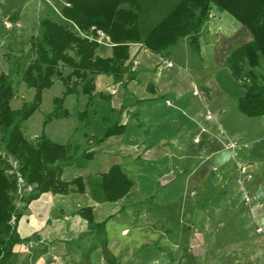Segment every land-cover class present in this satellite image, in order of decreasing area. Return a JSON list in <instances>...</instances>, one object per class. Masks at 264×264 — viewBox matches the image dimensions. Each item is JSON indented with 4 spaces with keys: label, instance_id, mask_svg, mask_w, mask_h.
Listing matches in <instances>:
<instances>
[{
    "label": "crops",
    "instance_id": "obj_1",
    "mask_svg": "<svg viewBox=\"0 0 264 264\" xmlns=\"http://www.w3.org/2000/svg\"><path fill=\"white\" fill-rule=\"evenodd\" d=\"M252 39L231 15L213 10L199 53L189 42L164 54L131 44L125 66L130 64L132 80L127 73L119 83L111 75L96 76L94 98L90 104L86 98L81 112L88 108L95 140L117 130L93 145L96 155L85 168L66 167L62 178L96 181L119 166L132 187L116 202L97 201L91 183L75 186L69 195L45 193L33 201L23 211L18 233L29 240L25 244L43 245L34 264L49 259L59 264L72 241L83 238L89 225L78 212L85 207L93 208L96 223L107 222L108 248L119 261L127 235L141 231L136 221L124 219V210L137 206L156 219L150 239L153 246L164 243L157 245L160 250H188L192 231L227 232L222 248L231 256L227 263L220 256L217 264H264V117L247 118L238 110L245 90L225 63L232 48ZM97 55L112 58L113 47L100 46ZM52 112L38 110L23 123L27 140L43 134ZM70 125L78 126L77 116L53 120L46 135L66 145L74 130ZM210 235L207 241L216 248L218 240ZM89 259L107 264L101 247ZM183 263L205 264L191 255Z\"/></svg>",
    "mask_w": 264,
    "mask_h": 264
},
{
    "label": "trees",
    "instance_id": "obj_2",
    "mask_svg": "<svg viewBox=\"0 0 264 264\" xmlns=\"http://www.w3.org/2000/svg\"><path fill=\"white\" fill-rule=\"evenodd\" d=\"M66 3L61 11L63 24L44 19L40 33L31 37L25 55L28 64L23 58L9 55L12 70L0 74V145L4 151L0 154V264H16L15 247L29 241L20 237L19 221L23 211L43 194L69 195L75 186L86 188L91 183L90 191L97 201L116 202L132 187L119 166L112 167L96 181L78 177L66 182L62 178L66 167L85 168L96 155L91 151L93 145L113 135L117 127L110 129L102 141L91 135L92 146L81 153L71 142L66 145L53 142L45 130L36 140H27L22 125L39 110L44 91L53 87L55 79L62 81L66 91L62 98L53 100L54 110L46 117L44 129L54 119L70 117L64 108L69 95L81 93L88 104L92 102L96 76L111 75L119 83L127 73V80H132L131 66H125L131 44L164 54L187 39L191 50L199 53L203 30L216 9L231 15L252 34V41L232 48L225 63L245 90L238 101V110L247 118L264 117V79L260 84L256 74L261 62L264 63V0H66ZM73 24L82 32L94 27L109 35L114 43L113 57L97 55L98 43L78 36ZM62 67L71 72L65 74ZM17 74L35 95L30 103L13 110L11 103L16 96L13 77ZM77 117L85 130L83 137L89 138L92 124L88 108L77 112ZM19 177L25 182L22 188ZM27 186L34 189L24 192ZM18 201L24 204L23 210L19 209ZM78 214L89 225V231L82 237L92 236L95 241L87 258L101 247L107 264H121L108 248L107 222L96 223L91 207L81 208Z\"/></svg>",
    "mask_w": 264,
    "mask_h": 264
},
{
    "label": "rangeland",
    "instance_id": "obj_3",
    "mask_svg": "<svg viewBox=\"0 0 264 264\" xmlns=\"http://www.w3.org/2000/svg\"><path fill=\"white\" fill-rule=\"evenodd\" d=\"M66 5V0H0V73H9L12 70V65L7 59V56L9 55L23 58V62L28 64V59H26L25 55L30 49L31 37L37 36L40 33L41 21L44 19H51L59 24H63L64 20L61 16V9ZM15 22L16 24L20 25V27H17ZM7 23H13L14 27L12 29H8L6 25ZM93 28H91V30L88 32H82L76 25L73 26V30L81 38H90L91 35L95 34L96 30H93ZM102 32L105 33L104 31ZM107 36L110 38L109 35ZM187 42V39L182 40L180 48H187ZM98 45L99 47L109 45L110 47L114 48V43H112L111 39L108 44L98 43ZM99 51H101V48ZM62 68L65 74H69L71 72V70L67 67ZM256 74L259 83L263 84V62H261L260 68L256 70ZM13 78L16 82V96L13 99L11 106L13 110H19L24 103H30L33 100L35 91L29 89L25 83L21 82L20 76H18V74L14 75ZM53 86L54 87L49 90H45L43 93L44 99L42 100V104L39 108L40 113L43 115L52 109L54 110V104L52 103V100L55 98H62L66 91L62 81L59 79H55ZM69 97L70 99H68ZM86 98L87 97L81 93L66 97L64 108L69 113L71 112L70 117L72 115L77 116V112H81V110L84 109ZM69 100L71 103L66 104V101L68 102ZM70 122L71 121L67 120L62 121L60 124H69ZM71 128L74 129L72 126ZM84 132L85 130L80 127L79 120L78 126L70 132L71 136L69 138V142L77 145L79 153L89 149V147L93 144L89 140L90 136L92 135V131L88 132L89 138L83 137ZM24 134H26L25 131ZM1 153L4 154V151L3 147L0 145V154ZM17 205L19 206L20 210L24 209L23 203L18 201ZM148 211L149 210L140 208L138 206L134 209H130L128 213L126 210H124V214H126L124 219L129 220L130 222L131 220L132 222L136 221L135 225L141 226V231L135 233L134 236L133 234H128L127 236L130 237L127 238L129 239H126L124 244L119 247V261L122 264H184L183 261L186 259V255H191L195 258H198L200 262L203 261L205 264H217L218 258L220 256H224V258H226L224 263H227V258L228 256H231V254H228L227 249L222 248V245L229 238V234L227 232H224V234L218 233L219 236H217L218 234L215 235L210 233V235L209 233L192 231L190 234L191 248L188 250L179 248L171 249L168 246H165L167 249L162 247L163 250H160L159 248L161 247H158L157 245L164 243H156L155 246H153L151 244L150 231L153 230L154 226L157 227V222L153 216L148 214ZM209 235H215L214 239L218 240L216 243V248H211V243H208L207 238ZM204 238L205 241H203ZM71 244L72 245H69L70 247L68 254L62 256V260L58 261L59 264H92L91 259L87 258L88 249L93 246V244H95V241L92 237H83L79 240L77 239L72 241ZM207 245L209 246L207 247ZM42 246L43 245L36 246L35 244L32 245L25 243L16 246L15 249L17 250L18 254L16 264H34L37 255L43 249ZM46 264L58 263L57 261L53 263L52 259H49L47 260Z\"/></svg>",
    "mask_w": 264,
    "mask_h": 264
},
{
    "label": "built area",
    "instance_id": "obj_4",
    "mask_svg": "<svg viewBox=\"0 0 264 264\" xmlns=\"http://www.w3.org/2000/svg\"><path fill=\"white\" fill-rule=\"evenodd\" d=\"M15 24H16V22H15ZM6 25H7L8 29H12L14 27L13 23H10V24L7 23ZM16 26L20 27V25H18V24H16ZM93 30H95V28H93ZM87 38H89V37H87ZM89 39L96 41L99 44H108V42H110V38L105 33H103L102 31H99V30H96V33L91 35ZM195 94L198 95V91H195ZM232 147H234V145H232ZM14 166L17 167V163H14ZM18 181H19V185L21 186V188L25 186V182L21 177H19ZM33 189H34V186H27L25 188L24 192H31ZM19 193H22L21 189L19 190Z\"/></svg>",
    "mask_w": 264,
    "mask_h": 264
}]
</instances>
